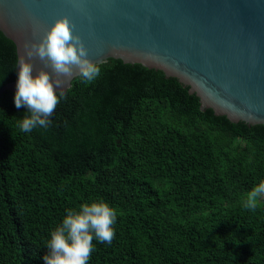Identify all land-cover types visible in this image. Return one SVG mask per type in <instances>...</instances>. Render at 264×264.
Instances as JSON below:
<instances>
[{"label": "trees", "instance_id": "trees-1", "mask_svg": "<svg viewBox=\"0 0 264 264\" xmlns=\"http://www.w3.org/2000/svg\"><path fill=\"white\" fill-rule=\"evenodd\" d=\"M90 85L75 78L45 129L22 133L14 92L0 95V264H45L66 209L104 199L111 244L88 264H264V126L200 110L160 71L109 59ZM0 32V89L18 79ZM59 95V94H57Z\"/></svg>", "mask_w": 264, "mask_h": 264}, {"label": "water", "instance_id": "water-1", "mask_svg": "<svg viewBox=\"0 0 264 264\" xmlns=\"http://www.w3.org/2000/svg\"><path fill=\"white\" fill-rule=\"evenodd\" d=\"M67 16L97 65L109 59L160 71L231 123L264 126V0H0V32L16 48L39 43ZM26 58V57H25ZM27 59V58H26ZM32 76L43 69L34 57ZM79 77L56 88L64 94ZM16 81L0 89L16 91Z\"/></svg>", "mask_w": 264, "mask_h": 264}, {"label": "clouds", "instance_id": "clouds-1", "mask_svg": "<svg viewBox=\"0 0 264 264\" xmlns=\"http://www.w3.org/2000/svg\"><path fill=\"white\" fill-rule=\"evenodd\" d=\"M74 29L72 21L63 16L54 21L39 43L24 45L25 55L19 57L14 95L15 107L23 106L27 110L17 120L20 132L27 134L37 127L49 126L48 118L64 96L63 92L59 95L56 92L64 84L60 77L71 79L75 69L81 81L90 85L100 76L101 68L88 59V49ZM34 57L44 62L46 68L50 67L56 78L43 69L33 77L30 61ZM261 197H264V180L246 194L244 207L255 210ZM117 215V210L102 198L66 209L62 224L51 231L47 240L45 264H88L95 247L93 240L110 245L114 239Z\"/></svg>", "mask_w": 264, "mask_h": 264}]
</instances>
